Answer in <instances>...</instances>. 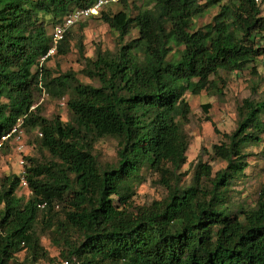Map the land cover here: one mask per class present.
Here are the masks:
<instances>
[{"label":"trees","instance_id":"1","mask_svg":"<svg viewBox=\"0 0 264 264\" xmlns=\"http://www.w3.org/2000/svg\"><path fill=\"white\" fill-rule=\"evenodd\" d=\"M95 1L0 0V137L21 120L19 129L36 131L47 154L25 157L29 166L19 175L0 179V264H20V253L23 264H58L41 237L69 264H264V181L245 210L231 189L249 167L246 149L263 142L264 89L242 100L236 128L212 145L222 168L212 172L198 159L187 183L180 172L189 145L185 94H220L221 72L255 74L264 14L254 0H142L134 14L119 0L120 11L89 17L114 32L113 51L97 46L84 57L76 42L81 74L94 87L46 67L53 55L69 53V29L54 54L40 59L53 45L46 24ZM216 7L209 23L195 26ZM41 94L65 101L66 121L42 115ZM106 138L116 142V157L102 163L95 146ZM142 172L155 174L165 195L134 206ZM21 180L26 197L17 195Z\"/></svg>","mask_w":264,"mask_h":264},{"label":"rangeland","instance_id":"2","mask_svg":"<svg viewBox=\"0 0 264 264\" xmlns=\"http://www.w3.org/2000/svg\"><path fill=\"white\" fill-rule=\"evenodd\" d=\"M225 3L226 0H220ZM142 0H127L131 12L134 14V7L140 6ZM122 9L121 4H115L106 7L105 11L116 13ZM216 8H210L204 18L195 20V26L200 27L210 22L212 16L217 11ZM82 27V30L80 29ZM53 27L46 24L48 35H51ZM72 41L70 51L65 56H52L46 62V67L53 72L71 71L76 74V78L83 84H89L97 87L98 83L81 74L83 67V58L77 53L76 42L81 40L83 46L84 57H92L94 48L99 46L102 50L113 51L117 45V37L105 24L97 18H89L79 24L73 25L70 29ZM135 36L136 33L133 32ZM256 69L252 75L249 69L240 73H224L220 74L225 83L218 82V88L221 89L220 94L202 93L198 96L185 94L188 108L190 110L189 122L184 125L183 130L188 137V150L186 152V164L182 166L180 172L183 174L181 181L188 182L194 165L198 159L210 165L212 172L222 168L223 163L212 158V145L220 144L225 141L226 135H229L236 128V107L240 105L243 99L257 98L259 93L264 89V84L259 79L264 75V56L252 63L251 66ZM55 73V72H54ZM212 79V78H210ZM251 87H255V92L251 91ZM36 106L42 109V115L46 118H52L59 115L62 121H66L68 117L65 101H52L45 96L36 95ZM207 107L204 111L203 107ZM19 140H11L8 147L0 150V179L6 175H19L29 163L25 157L43 161L47 158L45 152H41L38 148V137L36 131H21ZM96 153L102 163L113 162L116 157V142L113 139L106 138L98 142L95 146ZM247 152L251 153L247 161L249 167L245 170V176L238 180L232 189V196L242 209L249 208L256 203L258 191L264 181V135L263 142L258 147H248ZM20 160L24 164L20 165ZM145 181L134 188L132 196V204L134 206L148 205L152 201L161 199L164 195V189L157 183V176L147 172ZM28 192L21 186L17 190L18 196H24ZM40 244L48 253L50 258H54L58 264H63L59 257L60 248L52 244L47 237H41ZM24 253L17 256L20 264H23ZM40 264H47L40 261Z\"/></svg>","mask_w":264,"mask_h":264},{"label":"built area","instance_id":"3","mask_svg":"<svg viewBox=\"0 0 264 264\" xmlns=\"http://www.w3.org/2000/svg\"><path fill=\"white\" fill-rule=\"evenodd\" d=\"M119 2V0H96L90 7L84 9H76L67 14L63 21L56 25L51 33L52 37V47L49 49L46 55H44L40 62L44 61L49 56H52L55 52V46L59 43L65 32L70 29L73 25H76L78 22L84 21L91 16H96L98 13L105 9L108 6L115 5ZM254 3L259 7L262 14H264V0H254ZM21 120H17V124L13 126L10 131L0 137V147L3 143L9 142L11 140L18 141L19 135L21 133L20 127ZM38 136H41L38 133ZM24 164L23 160H20V165ZM21 186H25L24 180H21ZM42 207V206H41ZM63 264H69L67 261L63 262Z\"/></svg>","mask_w":264,"mask_h":264}]
</instances>
